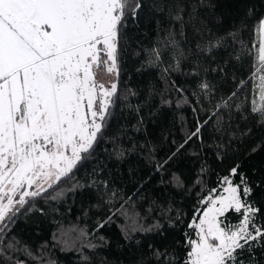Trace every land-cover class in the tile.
Wrapping results in <instances>:
<instances>
[{"label":"trees","instance_id":"trees-1","mask_svg":"<svg viewBox=\"0 0 264 264\" xmlns=\"http://www.w3.org/2000/svg\"><path fill=\"white\" fill-rule=\"evenodd\" d=\"M152 2L144 0L129 26L94 150L70 178L19 207L0 234V264H157L149 245L183 264L188 225L225 176L234 185L244 176L253 192L241 199L255 203V223L264 225V116L252 104L264 0H185L183 35L178 23L152 14ZM94 172L108 182L104 201L103 189L89 187ZM241 219L232 210L223 217ZM242 259L264 264V249Z\"/></svg>","mask_w":264,"mask_h":264},{"label":"snow or ice","instance_id":"snow-or-ice-1","mask_svg":"<svg viewBox=\"0 0 264 264\" xmlns=\"http://www.w3.org/2000/svg\"><path fill=\"white\" fill-rule=\"evenodd\" d=\"M144 9V0H0V234L19 212L16 205L23 208L29 199L48 193L91 155L117 92L116 83L106 87L96 80L95 69L118 76L129 26L138 24ZM151 11L178 23L183 35L185 0H153ZM258 33L264 69V18ZM168 36H173L171 30ZM153 55L159 58L161 52L154 49ZM260 81L262 104L253 111L264 116V75ZM200 132L198 126L188 139ZM237 169L231 168L229 175L235 176ZM94 176L89 187L103 189L104 201L108 182ZM223 183L227 195L208 197L202 217L188 225L195 238L185 234L183 264H246L244 253L257 245L264 249V225L255 223L260 209L241 199L253 189L243 175L240 184L229 176ZM19 189L25 190L14 200ZM105 202L111 203V197ZM230 210L241 214L236 225L221 219ZM149 248L157 264H175L167 249Z\"/></svg>","mask_w":264,"mask_h":264},{"label":"rangeland","instance_id":"rangeland-1","mask_svg":"<svg viewBox=\"0 0 264 264\" xmlns=\"http://www.w3.org/2000/svg\"><path fill=\"white\" fill-rule=\"evenodd\" d=\"M259 41H260V36H259V33H258V29L256 31V49H255V54H256V62H257V65H258V69L257 71L255 72L254 76L252 77V85H253V99H252V104H253V108H257L259 109L261 107V104H262V101H261V91H260V84H261V81H260V77L261 75H264V69L261 68L260 66V63H259V59H258V48H259ZM101 68H96L95 69V73H96V80L100 83H103L106 87H110L111 83H115V74H108L106 72V70L103 68L102 70H100ZM46 186V185H45ZM227 187L226 184H224L219 191H216V192H212L208 197H212V198H215L216 196L220 195V194H224V195H227L226 193L223 192V189ZM25 189H19L18 190V193L16 194V196L14 197V200H18L19 199V194L21 192H23ZM29 191L31 190H34L33 189H28ZM207 197V198H208ZM207 198L204 200L206 201ZM28 199V198H26ZM202 202V211L200 213V217H202L203 215V211L208 207V204L206 202ZM5 203H6V200H5ZM17 208H19L20 206L19 205H16ZM234 211V210H232ZM221 219L223 220V217H221ZM193 231V229H192ZM193 237L192 238H195V233L193 231Z\"/></svg>","mask_w":264,"mask_h":264}]
</instances>
